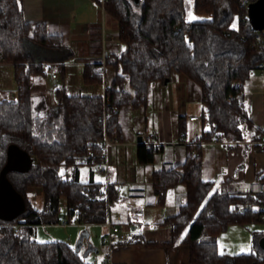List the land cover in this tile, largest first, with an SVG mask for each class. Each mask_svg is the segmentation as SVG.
Wrapping results in <instances>:
<instances>
[{
  "label": "trees",
  "instance_id": "obj_1",
  "mask_svg": "<svg viewBox=\"0 0 264 264\" xmlns=\"http://www.w3.org/2000/svg\"><path fill=\"white\" fill-rule=\"evenodd\" d=\"M103 4L118 21L122 49L109 52L104 63H87L83 88L70 90L65 62L74 53L63 35L51 33L45 23L28 22L23 0H0V62L13 65L16 80L14 96L0 99V172L11 143L32 159L28 171L6 172L26 206L12 220L0 218V264H101L66 241L38 240L37 225L74 219L105 223L112 216V205L120 199L116 184L82 180L81 165L95 163L89 153L99 152L105 134L123 138L122 109L145 108L151 86L176 74L197 85V95L189 94L205 105L209 128L186 144L184 160L154 169L151 182L159 203L178 185L185 187L186 200L160 221L171 228L169 240L131 234L111 245L137 242L167 249L180 241L189 246V264H264V231H252L253 250L247 253L227 255L218 246L219 235L231 224L264 221V191L223 192L214 179L203 177L204 142H239L248 133L256 141L264 132L254 126L244 100L245 85L264 60L247 8L239 0H194L195 12L204 17L187 20L185 0ZM50 62L63 80L54 88L55 104L47 108L43 98L34 97L32 83L47 75ZM102 83L110 85L104 93L99 90ZM187 120L185 114L178 116L180 140L187 135ZM162 151V144L139 141L136 156L147 163ZM37 186L44 195L41 208L29 197L30 188ZM63 197L65 214L60 212Z\"/></svg>",
  "mask_w": 264,
  "mask_h": 264
},
{
  "label": "crops",
  "instance_id": "obj_2",
  "mask_svg": "<svg viewBox=\"0 0 264 264\" xmlns=\"http://www.w3.org/2000/svg\"><path fill=\"white\" fill-rule=\"evenodd\" d=\"M23 11L28 22L45 23L51 33L63 35L65 43L73 51L75 57L74 61L68 60L65 62L68 72L66 79L73 83H80L75 90L83 88L82 79L78 81L77 78L83 72L87 63H104L109 52L122 49L119 46L118 21L107 12L101 0H23ZM0 65L11 66L13 70L11 63L0 62ZM55 69L58 74L56 77L48 72L43 78L35 77L32 83L34 97L36 99L37 97L39 99L43 98V106L47 108L52 107L56 102L54 93L50 91V86L54 88L61 83L60 71L57 66ZM169 82L162 84H168ZM180 82L181 85H178L177 89L172 92L162 112H159L158 115L154 114L155 120L152 122V126L149 127L147 124L148 119L145 118V122H142L141 126L138 125L137 131L138 136H141L145 130L155 132L158 144L163 145L162 152L164 155L168 150H174L175 161L173 163L181 161L185 152L182 146H186L187 143L197 138L203 129L209 128V123L205 118V105L189 94L187 85L190 81L180 75ZM159 84L161 83L153 84L151 88L156 90ZM15 89L16 86L10 88L12 95L15 94ZM244 100L247 105L253 104V110L249 114L254 126L264 129V68L257 67L251 73L245 85ZM203 113L204 115L201 117ZM182 114H185L188 121L191 124L195 123V125H192L194 130L190 137L186 136L180 140L177 134L174 133V121L176 116ZM193 114L199 115L200 118L191 120L189 116ZM138 136L133 143L134 156L129 161L128 170L126 171V179L130 181L128 182L130 184L129 197L128 199L124 198L127 205H133L131 206L133 208H129L130 211L131 209L133 211V214L129 212L130 220L131 217L133 219L131 220L132 223H129L134 230L131 234H141L148 240L167 241L171 238V228L168 225L161 224L160 221L165 216L174 213L180 204L185 202V187L183 185L176 186L167 194L166 201L159 203V195L154 192L152 187L151 174H147L144 179L137 176L136 162L139 161L136 156V148L139 142ZM126 146L127 144L123 138L120 139L119 144L112 145L109 148L106 163L108 167V180L106 182H114L120 195L122 189L118 185L119 180L109 179V176L111 173L110 168L114 166L115 155L121 153L124 157ZM202 155L203 177L214 179L216 186L221 187L226 183L230 185L234 183H251V186L257 189L258 185L256 183H258L259 175L264 176V151L257 149L250 133L239 142H233L230 139L206 141L202 144ZM90 164L94 163L91 162ZM163 164L164 162L161 166ZM81 174L82 172L80 176ZM89 177L96 180L95 171L92 168ZM43 202H41V206ZM112 212L114 217L119 215L122 220L121 214L116 213L114 210ZM114 220L116 221V218ZM119 221L116 222L119 223ZM62 223L69 224V222L64 223L63 221ZM102 224L104 226L103 239L108 228L105 223ZM254 224H262V226ZM253 229L264 231V221L255 222L249 226L231 224L218 237L219 250L227 255L252 251L251 235ZM86 233L84 235L89 236V232ZM102 245L103 252L97 246L89 243L85 248V254L91 256V253H96L95 261L110 258L113 264H189L190 260L188 244L180 241L167 249L147 247L143 243L137 242L111 245L102 241Z\"/></svg>",
  "mask_w": 264,
  "mask_h": 264
},
{
  "label": "rangeland",
  "instance_id": "obj_3",
  "mask_svg": "<svg viewBox=\"0 0 264 264\" xmlns=\"http://www.w3.org/2000/svg\"><path fill=\"white\" fill-rule=\"evenodd\" d=\"M186 2V16L187 20H193L195 18H203V15H199L194 10V0H185ZM103 4V3H102ZM104 7V4H103ZM105 8V7H104ZM71 61L75 60V57L73 56ZM56 67V66H55ZM83 73V72H82ZM82 73L78 75V81L82 79ZM62 75L60 73V82H62ZM60 84V83H59ZM58 84V85H59ZM66 84L68 88L75 89L80 85V83H73L69 79L66 80ZM178 85H181L180 82V75L176 74L172 80L168 84H159L156 88V90H153V88H150L148 97H147V106L145 108H142L140 110H134V108H127L125 107L121 111V124H122V134L123 139L126 142V150L125 155L122 157L121 153L115 155V161L114 166L110 168V176L109 179L113 178V180H119L118 185L122 189L120 199L113 203L112 210H114L116 213L121 214L122 220L120 219L119 224L122 227V229L130 235L134 230L132 226L129 225V223H132L130 220V213L133 214L132 209L130 211L129 208H133L131 205H127V202L124 200V198L128 199V192L130 184H128L129 179H126V174L128 170V164L129 161L133 158L135 148L133 146V143L137 140L138 136V125L141 126L142 122H145V118H147V124L149 127L152 126V122L155 120L154 114H159V112H162V109L168 102V100L171 97L172 92L177 89ZM16 86V80L14 77V72L12 70L11 66L7 65H0V99L3 97H13L12 91L10 88H13ZM56 87V86H55ZM54 87V88H55ZM188 91L191 90L193 93L197 94L198 87L196 84L188 82L187 85ZM53 86H50L51 93H54ZM99 90L104 93L105 87L104 83L100 85ZM2 92V93H1ZM37 100H39V97H37ZM197 102V101H196ZM199 105V104H198ZM156 106V107H155ZM41 112H43V109H40ZM146 116V117H145ZM177 120L178 116H176L174 121V133L177 134ZM145 124V123H143ZM192 125H195V123H190L187 120V137H190V135L193 133L194 128H192ZM182 149H185L186 147L182 146ZM174 151V150H173ZM173 151L168 150L166 154L164 155L163 152H159L156 154L153 162L151 163H139L136 162V171L137 176L139 178L144 179L147 174H151L154 169H158L161 167L163 162H174L175 161V154ZM184 152L183 157L181 158V161L185 159L186 153ZM165 160V161H164ZM180 162V161H179ZM119 166V167H117ZM93 169L95 171V178L97 181L100 182H106L108 179L107 176V165L105 164V171L99 170L96 167V164H90V163H84L81 165V179L82 180H90V169ZM116 172V174H115ZM118 174V175H117ZM181 190V189H180ZM179 191V189H178ZM29 197L33 204L39 208H41V202L44 201V195L41 187H34L30 188L29 190ZM44 203V202H43ZM133 203V202H132ZM134 210V209H133ZM60 212L62 214H65L66 212V204H65V198L63 197L61 199L60 203ZM116 216V215H115ZM138 216V215H137ZM114 219V215L112 216ZM139 218V217H138ZM262 226V224H254ZM103 224L102 223H92L89 225L81 224L77 220H71L69 224H63L62 221L58 223H51V224H39L37 225V239L40 241H50V240H63L69 243L72 246H77L81 243L80 250L85 254V248L89 245V243H92L93 245L97 246L101 252L104 251L103 245H102V235H103ZM254 230V229H253ZM86 232H89V236H85L84 234ZM252 236V235H251ZM252 242V239H251ZM86 255V254H85ZM96 253H91V256H87V258L90 260H94ZM99 256V255H98Z\"/></svg>",
  "mask_w": 264,
  "mask_h": 264
},
{
  "label": "built area",
  "instance_id": "obj_4",
  "mask_svg": "<svg viewBox=\"0 0 264 264\" xmlns=\"http://www.w3.org/2000/svg\"><path fill=\"white\" fill-rule=\"evenodd\" d=\"M105 0H101L102 3H104ZM256 0H239V2L241 3L242 6H245L248 10V6L250 3L254 2ZM258 32L255 34L254 37V43L256 45H258L259 47L262 48V50L264 51V29L262 30H257ZM258 68L263 69L264 68V60L258 63ZM47 70L49 73H51V75L53 77H56L57 71L55 69V63L54 62H50L47 65ZM104 87H105V91L107 89L110 88V85H108L107 83H104ZM116 88L118 89L119 86L117 85ZM104 91V92H105ZM253 110V104H248V111L251 112ZM189 118L191 120H195V119H199L200 116L197 114H193L190 115ZM141 142L145 143L147 145L149 144H158L157 142V134L155 132H151V131H143L141 134ZM120 143V140L117 137H113L110 135L105 134L104 140L101 144L100 150L99 152H95V151H90L89 156L92 157L93 159H95V164L97 169L99 170H105V164L107 163V157H108V151L109 148L112 145H117ZM255 145L257 147V149L264 151V132L261 136V138L259 140L255 141ZM251 183H234L233 185L230 184H223L221 186V191L223 192H229V191H233L236 193H246L248 191H251L253 189L251 188H246L243 187L245 185H248ZM259 188L256 190H261L264 191V181L262 182H258L256 183ZM114 214H112L113 216ZM110 217L105 224L107 225L108 230L106 231V233L103 236V243H107V244H112L116 241H122V240H127L129 238V235L122 229V227L119 225L118 222H116L117 220H120V216L116 215V221L114 220L113 217ZM64 223H67L66 220H63ZM101 264H113V262L111 261L110 258H105L103 260H100Z\"/></svg>",
  "mask_w": 264,
  "mask_h": 264
},
{
  "label": "water",
  "instance_id": "obj_5",
  "mask_svg": "<svg viewBox=\"0 0 264 264\" xmlns=\"http://www.w3.org/2000/svg\"><path fill=\"white\" fill-rule=\"evenodd\" d=\"M248 18L256 30L264 29V0H256L248 6ZM169 80L166 79L165 83ZM138 136V141H141ZM32 159L30 154L16 143H11L7 148V160L0 172V218L12 220L25 209L26 202L23 196L13 187L8 179V170L28 171ZM256 190V189H253ZM87 235V233H86ZM260 245L264 248V236L260 239ZM80 244L77 248L80 249Z\"/></svg>",
  "mask_w": 264,
  "mask_h": 264
},
{
  "label": "bare ground",
  "instance_id": "obj_6",
  "mask_svg": "<svg viewBox=\"0 0 264 264\" xmlns=\"http://www.w3.org/2000/svg\"><path fill=\"white\" fill-rule=\"evenodd\" d=\"M243 187H246V188H251V189H253V187L251 186V184L245 185V186H243ZM258 188H259V186H258ZM258 188H257V189H258Z\"/></svg>",
  "mask_w": 264,
  "mask_h": 264
}]
</instances>
